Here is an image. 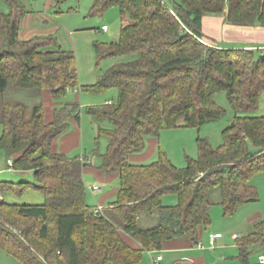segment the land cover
Masks as SVG:
<instances>
[{
	"label": "trees",
	"instance_id": "16d2710c",
	"mask_svg": "<svg viewBox=\"0 0 264 264\" xmlns=\"http://www.w3.org/2000/svg\"><path fill=\"white\" fill-rule=\"evenodd\" d=\"M8 2L9 11H0V153L12 159L14 170L32 172L34 181L0 180V195L34 187L46 197L41 204L0 201V247L11 256L23 264H138L168 240L187 237L197 244L211 222L214 189L225 214L259 200L251 179L264 171V115L238 113L259 105L264 53L207 43L202 20L218 15L235 26H264V0H95V12L117 5L123 21L117 41L95 45L98 61L133 58L87 85L80 84L74 51L59 46L53 34L23 38L21 21L29 11L21 0ZM114 87L116 102L85 108L97 125V168L118 173L116 199L96 211L84 181V169L94 166L87 152L53 149L71 129L69 119L80 122V104L56 102L47 122L44 92L58 101L70 89L102 93ZM222 90L236 112L222 145L214 148L199 136V155L187 157L185 167L161 147L151 163L129 160L163 129L220 119L225 109L214 98ZM100 137L107 139L103 153ZM169 194L176 204H164ZM122 232L141 247L129 245ZM237 244L241 263L253 264L249 248L264 245V219Z\"/></svg>",
	"mask_w": 264,
	"mask_h": 264
},
{
	"label": "rangeland",
	"instance_id": "374dc122",
	"mask_svg": "<svg viewBox=\"0 0 264 264\" xmlns=\"http://www.w3.org/2000/svg\"><path fill=\"white\" fill-rule=\"evenodd\" d=\"M94 1L52 0L46 6V0H28L26 6L30 10V13L21 21L22 35L30 33L31 31L35 34H53L56 36L59 46L63 49L74 51L79 69L80 84L86 85L96 83L100 75L116 62L133 58V56L129 55L117 58L109 57L98 61L95 45L97 43L117 41L120 37V29L123 21L117 5H113L103 12H95L93 10ZM9 9L8 0H0V11L7 13ZM103 25H106L108 29L103 30ZM51 49H55V47ZM77 92H80L81 96H84L83 101L90 99L94 100V103H101L104 99H111L113 102H116L118 99V89L115 87L102 93H90L82 91L81 89H77ZM75 94V89H70L65 96L54 102L60 105L66 104L69 101H73ZM214 99L217 104L225 109V114L220 119L209 121L200 128L191 126L166 128L156 137L160 142L162 150L166 152L168 158L176 166L185 167L187 157H198L199 148L197 139L199 136L206 138L214 148L223 144V130L231 124L236 112L224 90L217 92ZM48 104L47 102L49 108ZM85 108L86 106L83 107V110ZM83 114L86 116L84 119V146L76 148L69 155L83 154L86 151L92 164L97 166L100 162V155L98 153H92L98 146L96 143V137L98 135L97 125L89 114L86 112H83ZM238 114L263 116L264 91L261 94L259 105L256 109L249 112H239ZM87 118L95 123V129L91 127V123L87 121ZM106 123V125H110L108 122ZM2 132L3 125L0 124V136ZM99 140V152L103 153L106 150L107 139L100 137ZM145 150H149V144ZM157 158L158 151L156 150L142 163H151ZM84 179L89 197L88 202L90 205H94L95 200L94 195L91 193V187L95 183L100 184V182H96L94 177L90 174L88 175V173L85 174ZM0 180L18 183L22 180L34 181V177L32 172L22 175L18 174L9 166L5 154L0 153ZM251 182L258 192L259 200L243 204L233 214H225L223 205L220 203V190L217 188L211 192V222L208 226L202 228L200 242L205 247H208L210 232H213L216 237H218L217 233L219 232L220 237L215 245L216 249L209 250L208 252L211 255L209 264H242L239 257L240 251L237 238L249 234L253 230L255 223L264 219V171L256 173L251 179ZM102 187L104 188V186ZM5 198L14 203L41 204L46 201L45 195L34 187H29L22 194L7 192ZM163 202L167 205L176 204L177 196L174 194L166 195ZM198 245L199 242L197 243ZM249 249L250 259L253 264H256L258 262V256L264 252V245L256 244L250 246ZM161 254L164 255L165 252L162 251ZM219 255H222L221 259L218 258ZM0 264L23 263L11 256L3 247H0Z\"/></svg>",
	"mask_w": 264,
	"mask_h": 264
},
{
	"label": "crops",
	"instance_id": "0c3cea01",
	"mask_svg": "<svg viewBox=\"0 0 264 264\" xmlns=\"http://www.w3.org/2000/svg\"><path fill=\"white\" fill-rule=\"evenodd\" d=\"M25 6L28 0H21ZM52 0H46V6ZM27 8V6H26ZM30 13V10L27 8ZM28 13V14H29ZM27 14V15H28ZM26 15V16H27ZM203 33L205 35L204 40L209 44L218 45L221 47L234 48V47H246V48H258L260 52L264 53V26H235L228 24L224 16L218 15H205L203 17ZM105 26V25H103ZM22 32V31H21ZM44 34V33H41ZM35 34L33 31L21 36L23 38H30ZM84 85V84H83ZM74 95L73 101H69L66 104H74L78 102L80 104L81 110V120L80 122L75 120L73 117L69 119L71 122V129L58 137L54 142V151H60L63 153L70 154L76 148H81L84 146V134H85V115L83 112L84 106H96L101 103H109L113 102L111 99H104L101 103H94V100L88 99L87 101H83L84 96L77 92ZM44 101H45V119L46 121H51L53 118V110L55 106V102L53 100V96L50 90H46L44 92ZM47 102L49 103V108L47 106ZM63 105V104H61ZM91 123L92 128L95 127V123L91 120H88ZM147 143L149 144V150H145V152L141 153H133L130 155L129 160L133 163H142L146 158H148L152 152L158 151L160 146V142L156 137H149L147 139ZM147 144V145H148ZM162 149V148H161ZM18 174L30 173L29 171H17ZM92 175L96 182H100V184L95 183L92 186L98 185L100 189L98 191L91 193L94 195V206L96 208H104L108 206L114 199L117 197L119 183H118V173L106 174L99 170L97 166H88L84 169L85 174ZM85 181V179H84ZM104 186V188L102 187ZM97 193V194H96ZM4 196L0 195V201L4 200ZM114 198V199H113ZM89 200V197H88ZM213 232L209 233L210 234ZM214 234V233H213ZM218 238L220 237L219 232L217 233ZM122 236L125 241L135 247L140 248L141 245L138 241H136L131 236L122 232ZM210 241V238H209ZM208 241V242H209ZM200 242V241H199ZM217 243V242H216ZM216 245V244H215ZM209 246L204 248H199L197 244H194L187 237H179L175 239L168 240L164 242L163 248L160 251H146L143 257V260L138 264H209V258L211 255L208 254L209 250H215L216 247ZM223 248V246L221 245ZM238 247V246H237ZM164 251L165 254H161ZM264 253V252H263ZM262 254V253H261ZM161 255L162 259H158L157 257ZM222 255H219V259H221ZM259 257V256H258ZM227 261V260H226Z\"/></svg>",
	"mask_w": 264,
	"mask_h": 264
},
{
	"label": "built area",
	"instance_id": "2783aa9c",
	"mask_svg": "<svg viewBox=\"0 0 264 264\" xmlns=\"http://www.w3.org/2000/svg\"><path fill=\"white\" fill-rule=\"evenodd\" d=\"M102 29H103V30H107L108 27L105 25V26H103ZM8 164H9V166L12 167V165H13V161H12V159L8 160ZM99 189H100V187H99L98 185H95V186L91 187V190H92L93 192L98 191ZM100 210H101V208H96V211H100ZM209 238H210V241H209L210 246H214V245L216 244V242H217V237H216V235L213 234V233H211L210 236H209ZM198 247H199V248H204L205 246H204L201 242H199ZM157 258H158V259H162V256L159 255ZM258 262H259V264H264V253H262V254L259 255V257H258Z\"/></svg>",
	"mask_w": 264,
	"mask_h": 264
}]
</instances>
